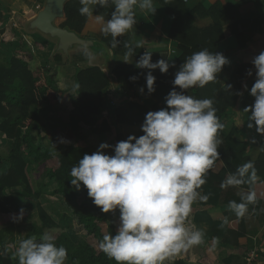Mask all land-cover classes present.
<instances>
[{
  "label": "clouds",
  "instance_id": "obj_1",
  "mask_svg": "<svg viewBox=\"0 0 264 264\" xmlns=\"http://www.w3.org/2000/svg\"><path fill=\"white\" fill-rule=\"evenodd\" d=\"M80 4L79 13L102 35L112 37L109 54L121 44L119 37L136 34L137 8L156 12L154 0H80ZM110 5L113 7L110 18L94 14L93 6ZM124 47L127 51L123 61L129 63L135 48L130 44ZM135 47L142 48L143 43L138 42ZM83 54L90 63L96 61V55L87 47L83 48ZM228 64L229 59L220 52H210L207 48L194 52L175 73L173 88L165 97L166 107L146 114L141 125L143 135H129L115 145L102 142L95 152L84 154L71 168L70 182L77 191L83 185L88 197L103 213L116 210L120 213L116 233L105 235L99 245L116 264H164L205 242V230L187 221L193 204L206 203L210 198V194L200 189L207 182L209 170L221 159L220 133L224 125L217 116L213 99H197L186 93L195 86L203 88L217 81L218 74ZM252 64L256 79L250 95L254 103L243 112L249 113L247 127L264 136V51L253 58ZM135 66L149 70L145 79L147 93L151 95L156 90L152 71L159 69L166 74L175 64L163 58L152 62V53L145 51ZM247 75H253L251 69ZM244 87L247 90V85ZM226 90L232 93V85H227ZM139 91L143 94L144 88ZM59 143L70 142L60 138ZM257 183L264 182L260 181L251 160L222 181V189L249 186L239 203L229 201L228 207L236 217L244 218L249 205L257 203ZM24 213L25 209L21 208L18 215L13 214V222L22 220ZM229 223L225 217L222 226ZM54 239L49 234L39 240L35 236L23 239L17 250L19 264H65L68 250L57 246ZM212 242L219 243V238L213 237Z\"/></svg>",
  "mask_w": 264,
  "mask_h": 264
},
{
  "label": "crops",
  "instance_id": "obj_2",
  "mask_svg": "<svg viewBox=\"0 0 264 264\" xmlns=\"http://www.w3.org/2000/svg\"><path fill=\"white\" fill-rule=\"evenodd\" d=\"M42 3L43 0H0V54L6 58L12 55L19 57L15 53V47L22 42L27 45L25 54L29 55L26 56L29 69L32 72L47 70L53 77L52 86L55 89L67 87L63 90L64 96L61 102L46 113L44 122L51 127L45 134L39 135L41 147L56 155L72 141V136L65 125L72 108L71 102L77 95V87L73 79L75 71L72 67H68L67 61H53L51 58L53 44L38 34L25 33L20 26V21L31 19ZM182 5L186 14L194 13L193 27L197 29L205 30L213 26L212 17L205 15L212 10L217 16L223 12V15L219 17V25L222 29L234 27L239 31L238 34H232L217 44L216 52L222 53L230 61V64L224 66L222 72L218 74L217 81L221 88H225L237 66H249L253 75L247 76L240 90L243 94L249 93L256 79L252 60L264 51V0H182ZM96 7L93 6L94 14ZM154 7L156 8L154 14L137 8L136 34H126L118 39L128 40L133 47L138 42H142V48H135L140 49L143 54L149 51L152 55H161V57L165 55L166 60L176 64L183 54V49L169 38L173 18L155 0ZM103 36L90 21L85 24L81 33L83 38L97 40ZM74 57L76 60L73 59ZM124 57L125 55L113 54L114 66L124 67L134 74L136 72L135 58H130L129 63H125ZM72 59L79 69L92 67L83 52L74 54ZM172 77L169 72L161 73L160 85L167 83L172 89ZM244 85H247V90ZM140 88L129 86L125 77L122 76L116 79L114 86L110 85L105 90L98 122V124L104 122L105 126L101 127L99 132L83 129L80 134V140L88 146L90 154L95 152L102 142L115 145L119 141L126 140L129 135L137 137L143 135L141 125L146 114L149 111H157L166 107L165 100L162 106L147 91L144 90L141 94ZM241 97L240 95L233 107L228 108L220 117L224 125L220 133L223 140L219 147L221 159L209 170L206 177L207 182L200 189L202 193L210 194V198L206 203H194L187 221L189 225L194 224L197 228L205 230V242L170 258L174 261H184L185 264H245L249 255L254 253L253 264H264V195H262L264 194V183L255 185L258 200L257 203L249 205L248 214L244 218L236 217L228 205L232 200L239 203L241 195L247 192L249 186L221 188V183L226 176L230 172L234 173L237 167L249 160L254 163L260 181L264 182V136L257 134L255 128L247 127L249 113L243 112L240 108ZM161 98L165 99L163 95ZM127 106H132V108L122 115L124 122H119L116 113ZM60 138L70 143H59ZM11 144V141L0 134V173L4 172L7 167V155ZM108 154L112 153L109 151ZM23 158L28 160L26 155ZM33 167L31 165L29 169ZM39 183L43 185L44 193L46 191L48 195L41 197L38 202L52 220L56 221L58 219L56 211L63 209V198L50 195L53 186L49 185L47 180L39 178ZM21 191L18 187L5 193L6 195L15 193L18 206L20 209H25L23 219L13 222V214L18 215L19 211L0 214V227L2 222H5L3 226L14 228L15 235L21 237L22 241L31 230L30 223L36 219L37 210L34 202L31 200L27 202L20 196ZM105 217L107 223L113 222L110 214ZM225 217L230 223L222 226ZM66 234L75 245L90 242L85 237L71 231H67ZM213 237H218L219 243L214 244ZM13 248L14 246L9 245L6 249L10 254L15 255V248L14 251ZM11 249L13 252L10 251ZM16 258L18 259L17 255ZM70 263L72 262L68 259L65 261V264Z\"/></svg>",
  "mask_w": 264,
  "mask_h": 264
},
{
  "label": "trees",
  "instance_id": "obj_3",
  "mask_svg": "<svg viewBox=\"0 0 264 264\" xmlns=\"http://www.w3.org/2000/svg\"><path fill=\"white\" fill-rule=\"evenodd\" d=\"M163 6L167 13L173 18V24L169 33V38L175 41L183 54L175 67L169 68L172 79L179 70L184 60L194 52L207 48L210 52H216L217 44L232 34H238L234 27L222 29L219 25L220 12L217 16L214 11L209 15L213 19V26L209 29L201 30L193 27L194 13L186 14L183 9L182 0H155ZM82 5L80 0H70L64 8V18L59 24L61 28H66L71 32L81 36L82 30L88 19L79 13ZM113 7H96L95 14H103L110 17ZM112 37L103 36L100 41L110 47ZM121 44L112 49V54L124 56L127 49L125 44L128 40H120ZM135 48V47H134ZM143 55L142 51L135 48L134 65ZM165 59V55H152V62ZM62 60L59 55H55L53 61ZM249 66H237L235 72L228 83L232 85V93L225 88H221L218 81L210 82L203 88L195 87L189 89L186 94L197 99L205 97L214 100V107L217 109V116L220 118L225 111L233 107L240 95L242 83L247 78ZM149 70L139 69L133 74L124 67H115L113 77L119 79L125 77L127 84L131 87H143L147 91L145 76ZM152 74L156 78L155 92L151 94L164 106V98L172 90L170 85H160L161 72L159 69L153 70ZM136 76L137 80L132 81L130 77ZM77 88V95L71 102V110L68 121L65 125L67 131L72 136L71 143L62 152L54 155L41 147L39 137L45 134L49 127L45 122L48 110L58 105L63 99L64 92L61 89L53 88V77L47 70L32 72L28 63L22 57L10 56L6 58L0 54V134L11 141V149L7 155V167L0 173V214H7L10 211H19L20 207L16 201L15 193L6 195V191L13 188H21L20 196L26 201L35 203L37 210V221L31 224L29 234L24 238L35 236L37 240L44 234L45 230H53L52 236L57 246H64L68 250V260L76 264H116L114 259L109 258L100 248V242L108 234H115L119 225L120 213H103L101 209L94 205L92 199L88 197L87 189L81 185L77 191L70 180L71 168L77 164L84 154L90 151L87 145L80 140L83 129L91 132H99L105 123L99 122L101 108L103 105L104 92L110 86V80L98 67L78 69L74 77ZM254 103V97L250 92H245L240 99V108ZM132 106L119 109L116 113L117 120L124 122L122 115L126 114ZM134 108V107H133ZM141 110V109H140ZM26 155L28 160L23 156ZM33 165L32 169L29 167ZM40 171L42 180H47L53 186L52 196L63 198L62 211L57 210L58 219L52 218L39 204V199L43 197V185L39 183L36 189L32 187L31 173ZM110 214L112 223L106 222L105 215ZM104 224H106L104 226ZM81 235L94 243L83 242L75 245L67 236L66 232ZM15 230L12 227H0V264H19L15 255L7 251V246H14ZM23 240V239H22ZM98 247V250L95 247ZM164 264H185L184 261H174L168 259Z\"/></svg>",
  "mask_w": 264,
  "mask_h": 264
},
{
  "label": "water",
  "instance_id": "obj_4",
  "mask_svg": "<svg viewBox=\"0 0 264 264\" xmlns=\"http://www.w3.org/2000/svg\"><path fill=\"white\" fill-rule=\"evenodd\" d=\"M70 0H43L37 13L29 20L20 21V26L27 34H38L53 44L51 58L59 55L63 61L70 62L72 56L83 52L87 47L96 55V61L90 63L100 68L110 80V85L116 84L113 77L115 69L112 52L109 54L105 43L97 39L83 38L66 28H61L58 21L64 18L65 5Z\"/></svg>",
  "mask_w": 264,
  "mask_h": 264
},
{
  "label": "rangeland",
  "instance_id": "obj_5",
  "mask_svg": "<svg viewBox=\"0 0 264 264\" xmlns=\"http://www.w3.org/2000/svg\"><path fill=\"white\" fill-rule=\"evenodd\" d=\"M58 23L59 24H61L62 23V19L60 20V21H58ZM15 53L16 54H18L19 55V57H22L24 60H26L27 61V59H28V57L26 58V56H29V55H27V54H25V49H27V45H25V44H22V42H21V44L20 45H17L16 47H15ZM78 57H80V56H78ZM77 57V58H78ZM74 60H76V58L74 57L73 58ZM72 59V60H73ZM70 61V62H67V65H68V67H72V69H74V76L73 77H75V74H76V72H77V70L79 69L78 67H77V65H76V63L74 62V61ZM74 79V78H73ZM67 87L65 86V88L64 89H62V88H60V89H62V90H65ZM39 176H40V171H37V172H32L31 173V175H30V177H31V181H32V187H33V189H36L37 188V185H38V182H39ZM48 194L46 193V191H45V194L43 195V197H45V196H47ZM51 195V194H50ZM28 202V201H27ZM36 221H37V219H35V220H33V222L31 221V223H30V226H31V224L32 223H36ZM5 224V222H2V226ZM15 230V229H14ZM52 233H54V231L53 230H45L44 231V234H49V235H52ZM43 234V235H44ZM14 248H15V257H16V255H17V250H18V248H19V244H20V242H21V237H18L17 235H15L14 234ZM91 242V241H90ZM92 243V242H91ZM93 245H94V243H92ZM95 246V245H94ZM14 248H13V251H14ZM97 250H98V247L96 246L95 247ZM11 252H13L12 251V249L10 250ZM70 264H76V263H70Z\"/></svg>",
  "mask_w": 264,
  "mask_h": 264
},
{
  "label": "built area",
  "instance_id": "obj_6",
  "mask_svg": "<svg viewBox=\"0 0 264 264\" xmlns=\"http://www.w3.org/2000/svg\"><path fill=\"white\" fill-rule=\"evenodd\" d=\"M254 258H255V254L254 253H251L249 255V257L246 259L245 264H253Z\"/></svg>",
  "mask_w": 264,
  "mask_h": 264
}]
</instances>
